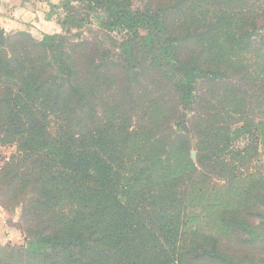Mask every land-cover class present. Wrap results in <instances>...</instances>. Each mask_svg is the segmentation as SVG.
I'll list each match as a JSON object with an SVG mask.
<instances>
[{"label":"trees","instance_id":"1","mask_svg":"<svg viewBox=\"0 0 264 264\" xmlns=\"http://www.w3.org/2000/svg\"><path fill=\"white\" fill-rule=\"evenodd\" d=\"M73 1L84 3V16ZM204 1L159 0L153 7L67 0L71 15L63 24L81 27L99 16L106 30L128 33L120 44V76L111 74L106 54L99 62L86 52L76 55L84 44L66 34L37 38L8 33L0 23V141L17 144L21 162L34 158L37 175L26 207L43 221L18 251L22 258L32 264H233L219 236L242 229L239 210L261 195L233 192L226 182L210 187L205 177L219 159L216 151L233 152L236 140L264 137V129L247 119L232 129L209 114L192 131L185 119L199 101L201 80L222 86V98L244 114L239 80L252 69L264 74V50L251 51L254 36L245 24L198 5ZM250 51L253 63L243 56ZM151 69L161 93L135 94L134 83ZM230 174L232 183L240 179ZM215 194L217 210L203 207L196 215Z\"/></svg>","mask_w":264,"mask_h":264},{"label":"rangeland","instance_id":"2","mask_svg":"<svg viewBox=\"0 0 264 264\" xmlns=\"http://www.w3.org/2000/svg\"><path fill=\"white\" fill-rule=\"evenodd\" d=\"M47 1L55 6L53 11L47 13L48 18L57 23L58 31L55 33L66 34L75 45L81 42L84 44V47H79L76 52L74 51L76 55L86 52L87 55L96 57L98 62L103 61L104 54L108 55L106 63H109L111 74L117 73L116 76H118L121 73L120 63H122L120 44L128 33L119 29L106 30L103 28V20H100L99 16L91 18L81 27L72 26L71 23L63 24L71 15V12L65 7L67 0ZM158 1L135 0V3L146 6L150 2L154 7L159 3ZM71 5L80 10L79 15L84 16L88 11L84 8L83 2L73 1ZM198 5L226 11L229 18L237 20L238 24H245L246 30L253 34L251 51L256 53L258 48L264 50V0H206ZM1 25L8 33L30 32L37 38H42L45 33L55 34L35 26L26 31L25 23L12 25L11 30L3 23ZM251 51L243 54L249 63H253L255 58ZM148 65L146 64L144 68H147ZM147 70L146 74L134 83L133 92L143 95L156 90L155 93L160 94L161 90H158L160 84L154 83V79H152L155 75L153 70ZM239 82L246 99L245 105L240 108L245 112L244 114L234 112L228 101L222 98V86L218 89L213 83L199 81L196 88L199 101L191 106L185 119L189 129L195 130L194 125L201 123L209 114L214 116L221 125L230 126L232 129L236 128L244 119L253 121L257 125L261 124L264 129V74L252 69L249 74H244ZM169 91L170 89H166L165 94L171 97ZM168 102L174 103V101ZM173 128L176 129L175 126ZM231 148L233 152L229 150L215 152V154H219L216 156L219 159L212 162L205 179L210 187L217 184L216 188H220L219 186L226 182L229 190L233 192L239 188H247L246 192L251 193L252 190V195L259 194L261 196L253 200L250 198L247 203L243 204L244 206L242 205L243 208L239 210L238 214V217L243 219L242 229L233 233L228 232L221 237L218 235L221 239L220 246L232 256L233 264H264V137L246 135L236 140ZM18 152L17 144H3L0 141V218L16 228L23 237L21 244H7L0 247V264H32L28 259L22 258L18 251L27 247L31 238L30 232L43 224L42 219H35L39 212L34 207H26L27 199L32 195L33 182L37 175L34 168L35 160L29 158L27 162L23 163L17 156ZM192 152L197 155L196 149L191 151V155ZM194 160H196V156ZM231 171L240 177L235 183L229 181V177L232 175ZM221 180L222 182H220ZM218 198L220 195L216 194L209 197L201 204L202 206L196 208V215L200 216L203 213L201 211L203 207H212L210 209L212 211L213 207L220 203L217 201ZM234 205L237 206V204ZM216 210L217 208L214 207V211ZM197 219L200 223V219ZM202 223L205 224L204 221Z\"/></svg>","mask_w":264,"mask_h":264},{"label":"crops","instance_id":"3","mask_svg":"<svg viewBox=\"0 0 264 264\" xmlns=\"http://www.w3.org/2000/svg\"><path fill=\"white\" fill-rule=\"evenodd\" d=\"M47 0H0V21L12 29L13 25L25 23L26 31L35 26L46 32L58 31L57 23L47 16ZM46 9H45V8ZM23 237L12 225L0 218V247L21 244Z\"/></svg>","mask_w":264,"mask_h":264},{"label":"water","instance_id":"4","mask_svg":"<svg viewBox=\"0 0 264 264\" xmlns=\"http://www.w3.org/2000/svg\"><path fill=\"white\" fill-rule=\"evenodd\" d=\"M195 152H192V158L195 159Z\"/></svg>","mask_w":264,"mask_h":264}]
</instances>
